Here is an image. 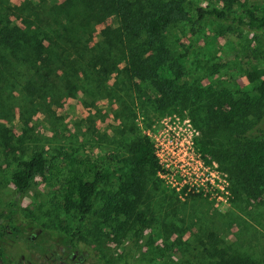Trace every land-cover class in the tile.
<instances>
[{
	"label": "rangeland",
	"instance_id": "1",
	"mask_svg": "<svg viewBox=\"0 0 264 264\" xmlns=\"http://www.w3.org/2000/svg\"><path fill=\"white\" fill-rule=\"evenodd\" d=\"M190 1L202 8L227 5L217 0ZM262 1L240 0L231 6L232 15ZM63 2L0 0V16L4 20L6 13L12 14L7 9L21 15L36 9L53 15L54 7ZM8 19L20 23L12 15ZM115 23L109 18L90 24L85 27L87 35L81 37L78 32L76 36L81 41L91 37L84 48L94 49L100 32ZM169 32L171 43L184 56L182 82L187 85L214 92L249 91L252 85L245 72L264 66V36L230 23L212 17L198 19L190 13L189 21ZM123 66L119 63L117 71L104 78L102 89L85 79L79 85L84 90L62 92L57 104L45 107L26 105L20 80L7 85L0 78V212L8 213L14 204L13 218L22 224L25 236L0 240V264H19L21 256L39 264L36 245L28 237L41 230L43 236L38 240L57 244L62 236H71L77 221L73 213L60 208L51 188L53 181L46 177H36L17 196L10 182L17 160L26 159L35 149L59 165L87 154L124 177L129 173L125 146L132 130L149 139L160 165L155 177L146 180L138 206L146 211L149 225L138 240L132 231L116 230L110 220L99 217L103 199L96 196L84 237H73L74 248L79 249L77 244L83 250L87 247L99 264H211L207 249L208 234H212L235 250L264 258V203L259 206L236 198L226 166L198 147L200 104L163 108L151 87L123 77L119 72ZM131 87H137L138 93ZM106 190L113 195L118 183L112 180Z\"/></svg>",
	"mask_w": 264,
	"mask_h": 264
},
{
	"label": "trees",
	"instance_id": "2",
	"mask_svg": "<svg viewBox=\"0 0 264 264\" xmlns=\"http://www.w3.org/2000/svg\"><path fill=\"white\" fill-rule=\"evenodd\" d=\"M217 1L227 4L226 8H202L190 0H64L54 7L53 15L39 9L24 15L7 9L12 14L6 13L4 20L0 16L1 81L11 85L20 80L19 91L26 105L45 107L57 104L62 92L84 90L79 85L85 79L102 89L104 78L123 62L119 71L123 77L151 87L161 107L174 110L176 105L200 104L202 134L196 139L198 147L226 166L236 198L262 206L264 66L245 72L246 81L252 85L249 91L214 92L182 82L184 56L171 43L169 31L189 21L190 13L198 19L212 17L264 36V0L243 7L237 16L232 15L231 6L240 0ZM9 15L20 23L11 22ZM109 18L115 25L104 28L95 48L86 50L84 44L91 37L81 41L76 34L83 37L88 34L86 26ZM132 90L138 93L137 87ZM132 131L125 146L127 176L117 175L105 168L101 159L87 154L59 165L50 163L41 150L35 149L26 159L17 160L10 182L20 197L36 177L52 180L60 208L77 219L72 237L83 236L94 198L100 196L103 205L97 211L99 217L110 220L116 230L132 231L138 240L149 225L146 211L138 206L146 180L155 177L160 165L149 139ZM112 180L118 183L113 195L106 190ZM13 205L8 213L0 212V220L8 219L11 232L17 227ZM208 240L211 264H264V258L235 250L212 234H208Z\"/></svg>",
	"mask_w": 264,
	"mask_h": 264
},
{
	"label": "flooded vegetation",
	"instance_id": "3",
	"mask_svg": "<svg viewBox=\"0 0 264 264\" xmlns=\"http://www.w3.org/2000/svg\"><path fill=\"white\" fill-rule=\"evenodd\" d=\"M5 223L0 224V240L6 236H16V237H25L21 232V223H17V227L9 230L7 228L8 219H4ZM2 220V221H4ZM1 221V220H0ZM3 232V233H2ZM43 233L41 230L30 237L28 241L36 245L39 256V264H99L96 260V257L91 255L90 250L84 247V250L80 247L81 244H77L79 249L74 248L75 240L71 236H62L61 242L57 244H48L45 240H38L39 237H42ZM56 247V248H55ZM55 248V250L53 249ZM42 259V261L40 260ZM19 264H31L30 260L25 261L24 256H21V262Z\"/></svg>",
	"mask_w": 264,
	"mask_h": 264
},
{
	"label": "built area",
	"instance_id": "4",
	"mask_svg": "<svg viewBox=\"0 0 264 264\" xmlns=\"http://www.w3.org/2000/svg\"><path fill=\"white\" fill-rule=\"evenodd\" d=\"M154 153H155V152H154ZM155 155H156V157H158L156 153H155Z\"/></svg>",
	"mask_w": 264,
	"mask_h": 264
}]
</instances>
